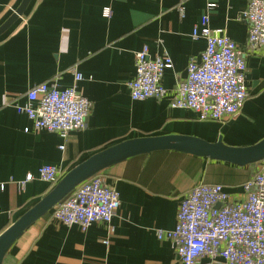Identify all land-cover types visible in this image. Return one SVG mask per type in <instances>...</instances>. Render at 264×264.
Wrapping results in <instances>:
<instances>
[{
	"label": "crops",
	"instance_id": "1",
	"mask_svg": "<svg viewBox=\"0 0 264 264\" xmlns=\"http://www.w3.org/2000/svg\"><path fill=\"white\" fill-rule=\"evenodd\" d=\"M22 0H0V26ZM31 0L26 11L0 34V234L49 192L40 178L44 165H57L63 175L91 155L133 138L188 135L236 147L264 138V50L248 48L249 22L243 18L249 0ZM207 3L210 26L223 28L242 51L248 96L242 111L223 121H200L189 109L172 108L191 60H200L201 27ZM109 9V15L105 10ZM144 46L149 56L164 52L172 68L162 83V98L134 100L130 83L135 58ZM92 103L87 127L62 138L46 130L29 132L27 115L16 110L33 85L57 78L61 89L75 84ZM64 145V148L61 146ZM264 167L247 166L160 150L126 159L101 173L119 191L121 206L110 223L87 229L55 220L51 211L36 221L10 248L3 264H182L170 239L181 200L197 184H221L230 201L245 199L243 183ZM32 174L25 189L20 182ZM108 242V243H105ZM201 264H225L204 256Z\"/></svg>",
	"mask_w": 264,
	"mask_h": 264
},
{
	"label": "built area",
	"instance_id": "2",
	"mask_svg": "<svg viewBox=\"0 0 264 264\" xmlns=\"http://www.w3.org/2000/svg\"><path fill=\"white\" fill-rule=\"evenodd\" d=\"M185 1L177 4L182 14ZM215 7V3H207L201 27L193 30L194 38H205L206 47L200 60L189 63L187 78L179 84L170 104L172 108L193 111L200 121H223L238 115L248 96L247 63L242 51L225 29L210 26L208 11ZM109 13L106 9L105 15ZM243 18L250 25L248 48L263 49L264 0H249ZM172 66L168 53L151 58L148 46H144L136 54L131 98H164L168 90L162 80L165 70ZM71 70L75 74L72 86L61 89L57 78H53L29 88L24 103L13 104L32 123L31 128H25L26 132L46 130L67 138L70 132L87 127L92 103L77 88L83 75L76 71V66ZM39 175L54 186L63 171L57 165H44ZM32 179L29 174L20 182V188L25 189ZM4 188L5 184H0V192ZM243 189L245 199L232 202L223 185L197 184L181 200L175 228L160 230L158 238L173 242L182 264H201L204 256L219 257L225 264H264V167L243 183ZM120 206L119 191L99 173L57 204L51 216L65 225H78L85 230L95 222L110 223Z\"/></svg>",
	"mask_w": 264,
	"mask_h": 264
},
{
	"label": "water",
	"instance_id": "3",
	"mask_svg": "<svg viewBox=\"0 0 264 264\" xmlns=\"http://www.w3.org/2000/svg\"><path fill=\"white\" fill-rule=\"evenodd\" d=\"M30 2L31 0H22L17 10L0 26V34L24 14ZM160 150H176L237 166H247L264 160V138L251 146L236 147L225 144L222 137L212 143L196 136L171 134L133 138L109 146L64 174L39 202L0 234V264H3L10 248L30 226L49 213L80 184L126 159Z\"/></svg>",
	"mask_w": 264,
	"mask_h": 264
},
{
	"label": "trees",
	"instance_id": "4",
	"mask_svg": "<svg viewBox=\"0 0 264 264\" xmlns=\"http://www.w3.org/2000/svg\"><path fill=\"white\" fill-rule=\"evenodd\" d=\"M255 164V163H254Z\"/></svg>",
	"mask_w": 264,
	"mask_h": 264
}]
</instances>
